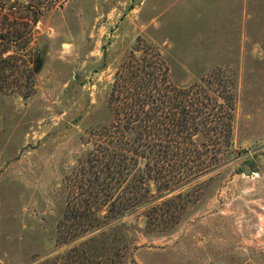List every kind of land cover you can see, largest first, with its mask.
<instances>
[{
	"label": "rangeland",
	"instance_id": "1",
	"mask_svg": "<svg viewBox=\"0 0 264 264\" xmlns=\"http://www.w3.org/2000/svg\"><path fill=\"white\" fill-rule=\"evenodd\" d=\"M126 65L232 83L234 158L154 225L140 209L87 234L68 179ZM0 264H264V0H0Z\"/></svg>",
	"mask_w": 264,
	"mask_h": 264
},
{
	"label": "trees",
	"instance_id": "2",
	"mask_svg": "<svg viewBox=\"0 0 264 264\" xmlns=\"http://www.w3.org/2000/svg\"><path fill=\"white\" fill-rule=\"evenodd\" d=\"M38 68L37 60L33 69ZM167 74L164 65H126L116 74L108 97L111 122L89 132L68 179L70 194L86 195L84 209L92 212L87 234L104 233L110 220L140 209L154 225L158 212L234 158L233 84L208 91L203 80L180 89L168 83ZM171 193L176 194L153 204ZM78 202L71 219L79 218Z\"/></svg>",
	"mask_w": 264,
	"mask_h": 264
},
{
	"label": "water",
	"instance_id": "3",
	"mask_svg": "<svg viewBox=\"0 0 264 264\" xmlns=\"http://www.w3.org/2000/svg\"><path fill=\"white\" fill-rule=\"evenodd\" d=\"M243 172L244 174L250 173L251 172V168L249 165H243Z\"/></svg>",
	"mask_w": 264,
	"mask_h": 264
}]
</instances>
